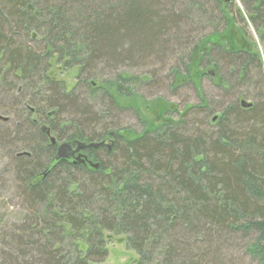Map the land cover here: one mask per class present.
Masks as SVG:
<instances>
[{
  "label": "trees",
  "instance_id": "trees-1",
  "mask_svg": "<svg viewBox=\"0 0 264 264\" xmlns=\"http://www.w3.org/2000/svg\"><path fill=\"white\" fill-rule=\"evenodd\" d=\"M237 3L0 0V264H99L110 233L134 264H264V0ZM165 80L197 104L140 95ZM76 141L85 163L55 160Z\"/></svg>",
  "mask_w": 264,
  "mask_h": 264
},
{
  "label": "rangeland",
  "instance_id": "rangeland-1",
  "mask_svg": "<svg viewBox=\"0 0 264 264\" xmlns=\"http://www.w3.org/2000/svg\"><path fill=\"white\" fill-rule=\"evenodd\" d=\"M237 4V8L240 10V6L237 3V0H234ZM249 31L251 32V37L253 38V41L256 43V49L261 52L259 42L257 40V37L251 27H249ZM254 50V48H253ZM65 61H58L56 57L52 59V63L49 69V76L53 78L55 81L62 82L65 86L66 91H70L75 83H76V75H77V69L75 67H68L65 66ZM172 66V64H166L164 67L160 68V64L155 63L152 66H147L142 68L140 71H126L131 74H140V75H148L152 76L151 72H157L159 79L161 78L164 80V75L169 73L168 66ZM159 69L161 71H159ZM143 71V72H142ZM207 72H209L207 70ZM156 74V73H155ZM103 78L106 77L105 73H102ZM109 76V75H108ZM107 76V77H108ZM153 79L152 77H150ZM202 88L203 92L209 96L215 95V90L206 80L202 81ZM169 86V88L167 87ZM138 89H140V95L145 98L147 101H151L156 97H161L162 99L175 104L178 106L179 109H182L185 103H191V104H197L198 100L195 94L192 92V90L179 87L178 89H174L175 93H171L172 88H170V82L168 80L161 81V85L158 87L155 86H140ZM172 94V95H171ZM208 101H214L216 102V98L211 100L207 98ZM148 106V105H147ZM142 108V107H140ZM149 112H144V109L142 108V112L147 115V118L149 121H151L153 124H158L159 122L165 120L164 118H161V114L158 113L157 108L151 107L149 105ZM132 113H127L123 116H121L120 125L126 128H129L131 130H138V126L136 125V121L131 116ZM163 117V116H162ZM165 118H172L175 119L176 115H170ZM8 198V197H7ZM10 201V199H9ZM12 201V200H11ZM2 205V203L0 204ZM10 210L12 212L18 211V207L16 206V201L10 202ZM104 242H105V248H106V258L102 263L99 264H134V261L137 259V256L134 252L129 250L126 246V238L122 235H117L115 233L105 234L104 235Z\"/></svg>",
  "mask_w": 264,
  "mask_h": 264
},
{
  "label": "water",
  "instance_id": "water-1",
  "mask_svg": "<svg viewBox=\"0 0 264 264\" xmlns=\"http://www.w3.org/2000/svg\"><path fill=\"white\" fill-rule=\"evenodd\" d=\"M228 1V0H225ZM243 107H248L249 105L242 103ZM5 121L6 119L0 118V120ZM46 135H49V130L45 127L41 129ZM112 135H110L111 137ZM51 144H55V141L53 138H50ZM111 142L106 139L101 143L98 144H91L88 147L95 148L97 146H110ZM87 146L80 142H63L58 145L57 150H56V155H55V160L60 161V160H73L74 162H81L85 163V157L80 153V151L84 150ZM89 166L96 168V165H92L90 162L87 163Z\"/></svg>",
  "mask_w": 264,
  "mask_h": 264
},
{
  "label": "flooded vegetation",
  "instance_id": "flooded-vegetation-1",
  "mask_svg": "<svg viewBox=\"0 0 264 264\" xmlns=\"http://www.w3.org/2000/svg\"><path fill=\"white\" fill-rule=\"evenodd\" d=\"M72 160V159H71Z\"/></svg>",
  "mask_w": 264,
  "mask_h": 264
}]
</instances>
